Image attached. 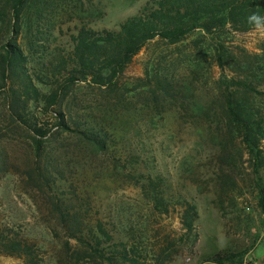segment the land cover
<instances>
[{
    "label": "trees",
    "instance_id": "obj_1",
    "mask_svg": "<svg viewBox=\"0 0 264 264\" xmlns=\"http://www.w3.org/2000/svg\"><path fill=\"white\" fill-rule=\"evenodd\" d=\"M76 4L0 0V180L17 174L52 232L56 264H165L173 244L160 248L161 256L149 258L143 230L135 224L119 228L115 218L103 222L85 201L75 174L69 179L60 148L75 141L93 153L109 152L117 129L93 112L95 106L84 103V89H114L149 42L176 44L199 31L209 40L195 38L193 55L212 53L221 70L216 98L220 120L232 137L241 139L258 173L264 167V38L257 51L240 46L233 50L227 42L229 34L264 28V21H250L253 14L264 18V0H149L117 28L75 24L69 48L53 45L60 15ZM207 40L209 50L200 47ZM199 59L188 57L186 69L198 75ZM145 77L154 86L152 92L176 97L178 83L169 69L152 63ZM149 184L152 208L168 212L159 185L152 179ZM196 218V206L186 201L180 221L188 233ZM0 253L18 256L24 264H42L36 244L19 232L0 228Z\"/></svg>",
    "mask_w": 264,
    "mask_h": 264
},
{
    "label": "rangeland",
    "instance_id": "obj_2",
    "mask_svg": "<svg viewBox=\"0 0 264 264\" xmlns=\"http://www.w3.org/2000/svg\"><path fill=\"white\" fill-rule=\"evenodd\" d=\"M147 1L77 0L75 9L60 15L61 29L53 31L52 44L69 48L75 24L117 28ZM198 32L176 44L152 40L133 57L114 89H84V103L95 106L93 112L106 116L117 133L109 152L93 153L75 141L60 148L67 175L75 174L85 201L103 222L115 218L119 228L135 224L145 232L149 258L173 244L165 264H264V167L254 173L241 139L232 137L220 120L221 70L212 53L193 55L194 39L209 38ZM263 38L264 28L257 26L229 34L227 45L257 51ZM208 40L200 47L206 48ZM188 57L200 58L198 75L186 69ZM152 63L175 74L173 100L152 92L145 77ZM261 145L264 150V140ZM18 179L10 173L0 180V228L25 235L38 247L42 264H56L52 232ZM150 179L159 185L168 212L152 208ZM186 201L197 211L190 233L180 221ZM218 254L227 257L213 259ZM0 264L24 262L0 253Z\"/></svg>",
    "mask_w": 264,
    "mask_h": 264
},
{
    "label": "clouds",
    "instance_id": "obj_3",
    "mask_svg": "<svg viewBox=\"0 0 264 264\" xmlns=\"http://www.w3.org/2000/svg\"><path fill=\"white\" fill-rule=\"evenodd\" d=\"M250 21H254L257 24H260L262 21H264V18H262V17H260L258 15L253 14V16L250 17Z\"/></svg>",
    "mask_w": 264,
    "mask_h": 264
}]
</instances>
